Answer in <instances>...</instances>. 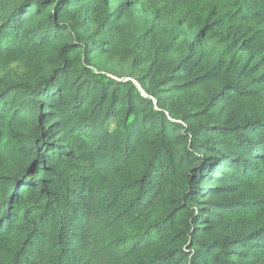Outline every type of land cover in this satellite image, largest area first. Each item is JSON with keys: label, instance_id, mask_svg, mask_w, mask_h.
<instances>
[{"label": "trees", "instance_id": "obj_1", "mask_svg": "<svg viewBox=\"0 0 264 264\" xmlns=\"http://www.w3.org/2000/svg\"><path fill=\"white\" fill-rule=\"evenodd\" d=\"M220 1L0 0V264H264V0Z\"/></svg>", "mask_w": 264, "mask_h": 264}, {"label": "rangeland", "instance_id": "obj_2", "mask_svg": "<svg viewBox=\"0 0 264 264\" xmlns=\"http://www.w3.org/2000/svg\"><path fill=\"white\" fill-rule=\"evenodd\" d=\"M147 6L151 11L157 7H165L167 11L162 10L164 18L169 17L168 12H182L183 14L187 15L190 27H193L198 22L197 17L199 14L212 7H223V2L220 0H184L182 2H179L178 0H147ZM140 22L141 21L139 19L133 18L129 22L128 28L135 29L139 27ZM225 36L226 29L221 25L217 26L211 32L210 45H214L217 43V41ZM110 76L112 78H117L114 74H110ZM110 128H113V124H110Z\"/></svg>", "mask_w": 264, "mask_h": 264}]
</instances>
